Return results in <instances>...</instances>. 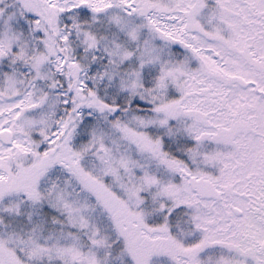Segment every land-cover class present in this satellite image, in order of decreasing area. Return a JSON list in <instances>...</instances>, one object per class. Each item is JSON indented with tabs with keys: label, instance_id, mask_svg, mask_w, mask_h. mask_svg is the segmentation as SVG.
Instances as JSON below:
<instances>
[{
	"label": "snow or ice",
	"instance_id": "snow-or-ice-1",
	"mask_svg": "<svg viewBox=\"0 0 264 264\" xmlns=\"http://www.w3.org/2000/svg\"><path fill=\"white\" fill-rule=\"evenodd\" d=\"M0 264H264V0H0Z\"/></svg>",
	"mask_w": 264,
	"mask_h": 264
}]
</instances>
